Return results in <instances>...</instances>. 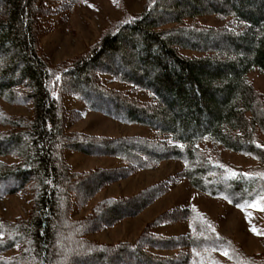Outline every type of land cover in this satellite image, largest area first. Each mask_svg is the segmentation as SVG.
Wrapping results in <instances>:
<instances>
[{
    "label": "trees",
    "instance_id": "1",
    "mask_svg": "<svg viewBox=\"0 0 264 264\" xmlns=\"http://www.w3.org/2000/svg\"><path fill=\"white\" fill-rule=\"evenodd\" d=\"M79 1L0 0V100L34 109L14 116L0 106V198L29 192L31 202L27 215L0 217V264H264V252L248 253L217 220L189 205L160 214L133 241L89 237L138 215L179 177L235 207L264 208V96L248 80L253 68L264 72V0H146L142 11L113 22L86 51L51 64L38 38L58 7L71 10ZM210 14L228 22H197ZM102 74L152 97L111 87ZM71 97L161 137L71 131L70 120L82 116L68 106ZM218 145L251 156L255 165L224 161ZM69 151L116 157L120 165L76 171ZM8 156L16 160L2 159ZM166 160L183 169L74 216L109 184ZM181 221L188 225L184 234L154 231Z\"/></svg>",
    "mask_w": 264,
    "mask_h": 264
},
{
    "label": "rangeland",
    "instance_id": "2",
    "mask_svg": "<svg viewBox=\"0 0 264 264\" xmlns=\"http://www.w3.org/2000/svg\"><path fill=\"white\" fill-rule=\"evenodd\" d=\"M146 0H80L71 10L58 7L51 19V27L38 38L39 50L50 61L57 64L71 60L86 51L96 43L103 32L115 21L142 11ZM197 22L207 26H222L228 18L221 19L214 14L198 16ZM192 54L193 51H187ZM103 80L111 87L129 89L132 94L143 100H150L151 94L144 89L133 90L126 82L118 81L110 74H102ZM248 80L264 96V72L253 68L248 73ZM4 112L14 116H31L33 104L11 105L0 100ZM68 106L82 113L80 118L70 120L71 131H82L87 134L105 136L139 135L148 138H160V134L149 126L142 124H129L116 121L100 112L88 110L85 103L76 97L68 100ZM4 127L0 125V129ZM210 143L201 144L202 146ZM224 161L247 168L255 165L256 160L249 155L234 152L222 146L215 149ZM67 161L76 171L89 170L96 167L110 168L120 165L116 157L90 156L81 152L69 151ZM7 162H14L15 157L2 158ZM183 164L176 160H166L153 169L139 171L127 178L113 182L103 188L91 201L81 209L74 212L79 218L87 214L91 207L99 200L111 196H130L150 185L162 182L172 175L178 174ZM195 206L202 213L219 222L223 234L233 237L248 253L264 252V208L251 205L241 209L229 202L210 197L193 188L184 177H179L172 188L150 206L136 216L125 218L116 225L102 229L89 235L91 239L104 243H117L120 241H133L144 227L160 214L177 206ZM31 207L29 192L17 193L0 198V217L13 220L20 215H27ZM253 229H256L254 232ZM154 231L164 235L184 234L188 231L186 222H166L156 225ZM259 233V234H258ZM17 248L7 253L11 255Z\"/></svg>",
    "mask_w": 264,
    "mask_h": 264
},
{
    "label": "snow or ice",
    "instance_id": "3",
    "mask_svg": "<svg viewBox=\"0 0 264 264\" xmlns=\"http://www.w3.org/2000/svg\"><path fill=\"white\" fill-rule=\"evenodd\" d=\"M57 79H59V77H57ZM262 210H264V209H262ZM253 231L255 232L256 231V229H253ZM259 234V233H258ZM225 255H227V253H225Z\"/></svg>",
    "mask_w": 264,
    "mask_h": 264
}]
</instances>
